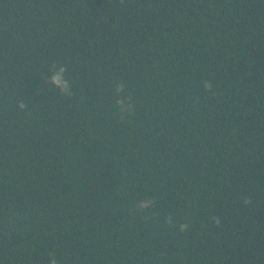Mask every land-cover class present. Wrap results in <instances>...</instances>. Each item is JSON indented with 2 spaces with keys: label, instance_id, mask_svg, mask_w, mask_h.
Here are the masks:
<instances>
[{
  "label": "trees",
  "instance_id": "1",
  "mask_svg": "<svg viewBox=\"0 0 264 264\" xmlns=\"http://www.w3.org/2000/svg\"><path fill=\"white\" fill-rule=\"evenodd\" d=\"M52 257L264 264V0H0V264Z\"/></svg>",
  "mask_w": 264,
  "mask_h": 264
},
{
  "label": "clouds",
  "instance_id": "2",
  "mask_svg": "<svg viewBox=\"0 0 264 264\" xmlns=\"http://www.w3.org/2000/svg\"><path fill=\"white\" fill-rule=\"evenodd\" d=\"M65 73H66V68L65 67H59L50 77V83L54 85L56 88L60 90V92L63 95H71V90L69 88L68 81L65 79ZM204 87L208 88L210 85L208 84L207 81L204 82ZM125 90V86L123 82L119 83L116 85L115 88V93L119 97L115 99V107L118 110V112L123 115L124 113H130L132 111V103H131V97H123L120 96L121 93H123ZM23 107V105H21ZM154 204V201L151 199H145L139 202L138 207L140 209H148ZM169 223H171V220L169 219ZM219 223V221H217ZM187 225H181L180 230L183 231ZM50 264H56V259L55 257H52L50 260Z\"/></svg>",
  "mask_w": 264,
  "mask_h": 264
}]
</instances>
